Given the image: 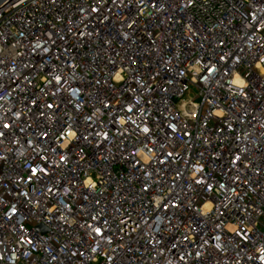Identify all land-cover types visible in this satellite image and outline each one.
<instances>
[{
    "label": "built area",
    "instance_id": "2783aa9c",
    "mask_svg": "<svg viewBox=\"0 0 264 264\" xmlns=\"http://www.w3.org/2000/svg\"><path fill=\"white\" fill-rule=\"evenodd\" d=\"M0 264H264V0L2 4Z\"/></svg>",
    "mask_w": 264,
    "mask_h": 264
},
{
    "label": "water",
    "instance_id": "95a60500",
    "mask_svg": "<svg viewBox=\"0 0 264 264\" xmlns=\"http://www.w3.org/2000/svg\"><path fill=\"white\" fill-rule=\"evenodd\" d=\"M6 1H8V0H0V6H1L2 4H4ZM38 228H39L40 230H43V226H42V225H39Z\"/></svg>",
    "mask_w": 264,
    "mask_h": 264
}]
</instances>
